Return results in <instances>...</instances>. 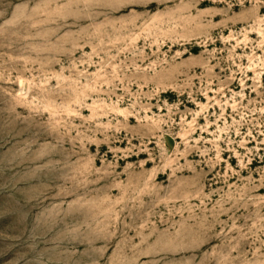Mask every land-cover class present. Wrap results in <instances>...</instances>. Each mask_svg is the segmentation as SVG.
Segmentation results:
<instances>
[{"label": "rangeland", "instance_id": "rangeland-1", "mask_svg": "<svg viewBox=\"0 0 264 264\" xmlns=\"http://www.w3.org/2000/svg\"><path fill=\"white\" fill-rule=\"evenodd\" d=\"M0 264H264V0H0Z\"/></svg>", "mask_w": 264, "mask_h": 264}]
</instances>
